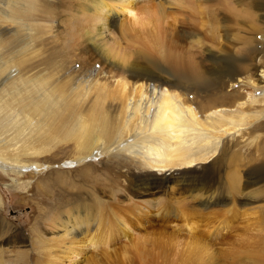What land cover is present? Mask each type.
Returning a JSON list of instances; mask_svg holds the SVG:
<instances>
[{
  "label": "bare ground",
  "instance_id": "bare-ground-1",
  "mask_svg": "<svg viewBox=\"0 0 264 264\" xmlns=\"http://www.w3.org/2000/svg\"><path fill=\"white\" fill-rule=\"evenodd\" d=\"M62 8L75 13L65 24L72 42L80 31L72 48L71 42L55 40L50 45L59 34L54 20ZM80 16L87 24L78 25L75 18ZM223 21L247 28L248 36H236V53L203 47L216 41V28L223 27ZM146 26L149 43L137 38L134 46L133 40H126L137 34L131 33L136 27ZM116 27L123 42L132 44L130 49L123 50L117 38L107 46L106 34L115 35ZM185 31L194 40L188 42ZM151 39L157 49L163 45V52H154ZM183 42L199 47L202 57L196 61L189 46L183 51ZM180 45L187 53L183 59L169 52ZM95 64L100 69L91 74ZM231 91L234 94H228ZM257 91L259 96H253ZM263 122L264 0H0V169L15 178L39 177L46 158L52 164L58 161L52 152L69 149L71 155L61 167L79 166L84 184L74 192L62 188L64 196L49 195L53 201L48 212L34 220L35 227L44 225L50 236L39 231L29 250L14 251L18 261L26 257L24 263L31 264L28 257L35 255L40 258L33 264L40 259L61 264L59 258L45 255L53 247L60 254L59 247L67 242L70 264H76L73 257H80L82 250L109 248L114 234L108 238L106 226L125 228L128 215L148 224L153 218L165 222L180 215L188 232L201 216L208 227L222 219L236 221L242 212L233 204L204 210L223 199L219 179L228 168L225 161L234 160L240 149L233 141L244 129L264 131ZM263 150L257 149V160L246 162L243 180L234 175L229 179L230 196L241 189L243 201H264ZM97 158L105 163V180L86 163ZM66 179L51 173L52 183ZM46 183L37 182L34 199L45 202L40 188L49 191ZM13 188L26 200L29 182ZM2 203L0 195V209ZM256 209L264 213L263 204ZM10 226L0 219V239L10 229L6 243L23 242ZM75 236H88L79 252L71 247ZM151 239H138L131 251L140 254ZM191 247L183 254L190 256ZM258 262L264 264L263 246Z\"/></svg>",
  "mask_w": 264,
  "mask_h": 264
},
{
  "label": "rangeland",
  "instance_id": "rangeland-1",
  "mask_svg": "<svg viewBox=\"0 0 264 264\" xmlns=\"http://www.w3.org/2000/svg\"><path fill=\"white\" fill-rule=\"evenodd\" d=\"M141 3H138V5H141ZM70 5L71 4H69V6ZM74 15L75 13H72L69 9H65V8L61 9V13L60 11L58 12V15L55 17H60V18L59 20H54V22L56 23V25L59 23L56 26L59 34L57 33V35H55L54 37L58 36L59 38L53 37L50 40V45L51 42L52 41L54 42L55 40L59 41V43H64V44L67 42L68 43L71 42V48L74 44L78 43L77 35L79 34L80 31L78 32L76 30L75 34L73 35L74 40L72 42L69 39L70 38L69 37L70 34H68L69 30L65 29L66 22L69 23L68 21H71V19L73 21L74 18L72 16ZM81 18H82L81 16L79 18H75V21L78 22V25L82 26L83 24H87L86 20L84 18L82 19ZM227 22L223 21L221 23L223 27L219 26L218 29L216 28V32H215L216 41L208 45L205 44L206 46H203L204 48L208 46L211 47L213 50L217 51L219 47L220 48L222 47L228 49L232 53H236L237 48L239 46L236 42L237 39L236 36H241V35L248 36V31L246 27L240 28L233 25L231 26V23L228 24L229 22L228 23ZM149 27L150 26L148 27L146 26L143 27V29L142 27H136V29L133 30L131 33H137V34L128 35L126 37V40L128 38H130L129 40H127L129 42L133 40L132 44L134 46L136 45V41L134 40H136L137 38H141L142 40H144L145 44L147 41L149 43L151 38V35L149 34V29H150ZM77 28L79 29L80 27ZM117 30H118L117 27L113 29L115 35L113 36L111 35V37H109V35L107 36L106 34L107 38L105 37L104 40H107L109 42L107 43L106 41L107 46L111 48V44L116 43L115 39L117 38L119 40V41L117 40L118 41L117 43L122 42L121 43L122 45L121 44L120 45L123 50L130 49L132 47L131 46L132 44L130 43L127 44V41L123 42L124 37H122V35ZM195 33L197 34V36L201 37L200 32H195ZM183 34L184 36L185 35L188 36L187 38L188 42H190V40L191 41L194 40L193 38L190 37L189 34L186 33V31ZM257 36H256L257 40L261 39L259 35ZM188 42L187 43L183 42L182 44L183 47H181L182 45H180L178 46V49L177 48L169 49L170 54L177 55L181 59H183L187 56V53L185 52L189 46L191 48H194L192 52V54H194V59L196 61L199 60L202 57L201 56L202 50L199 47L194 46L193 43L191 44ZM151 45L153 47L154 52L161 53L164 50L163 45L159 49H157L159 45L153 39H151ZM180 47L185 52L181 51ZM154 52H152V50L150 51L153 57L154 58L156 57L155 59L159 61L157 57L158 54H154ZM189 55H191V53ZM78 66L79 64H75L74 67L78 68ZM99 69H100V64H95L91 74H95L94 72ZM251 78H253V76H251ZM234 91L236 92L238 91V89L236 88ZM228 94H234V92L231 91L228 92ZM253 96L258 97L259 96L258 91L257 93L254 92ZM242 133H243L242 137L240 135V137L238 136V138H236L237 140L233 141L234 144L236 145L235 148L236 150L240 147V149L237 151V157L234 160L228 157V161L227 160L225 161V165L228 166V168H226L225 172L221 173L219 179L220 182L219 184L223 186L220 187L219 189L223 190V193L226 196L223 194L222 196L223 199L221 200V202L211 204L210 207H207L208 208L207 210H204V212H213L222 208H229V206L231 207L233 204L235 207H237L239 212H242L238 214V219H236V221L232 223L229 222L228 224L225 223L222 219L220 220V223L219 222H216L215 224L212 223L211 227H208L209 221L204 220V218L201 216L200 219H195V221L193 222L196 228L193 231L188 232L187 227L189 226L183 222V219L181 218L180 215L174 217L171 220L168 218V220H165V222L164 221L159 222L155 220V218H153L151 219L153 222L150 224L143 223L141 220L136 221L134 217L128 215L127 220L129 219V223H128L129 226H126L128 231H126L125 229L126 227L124 228L123 226L120 225H114V227L106 226L105 232L108 234V238L109 237L111 238L112 234H114V239H112L113 241L112 240L110 241V245L108 246L109 248L103 249L101 247L99 248L98 251H94L91 248H87V250L85 251L82 250L80 257H73L74 259L75 258L78 259L76 264H258L259 257L261 256L262 246L264 247V213L262 215L260 214L261 217H259L260 215L257 214L255 211H257L256 207L260 206V204L264 205V201L261 202L254 200L243 201L242 197L240 196V193L243 192L241 189L234 196H230L229 186L227 185L229 179L231 180L232 175L237 176L239 179L241 178L243 180L242 173L245 169L246 162L249 159H253V160L258 159L261 153L260 151L258 153L257 149L261 148L262 150L264 148L262 144L264 143V131H256V129H254L253 131L249 132L248 129H244L242 130ZM246 142L250 146H244L242 148L241 145L245 144ZM58 151L59 150H57L55 153L52 152L51 154L55 156L54 158H56L58 161L52 164L51 159L48 160L46 158L44 160L45 164H43L42 167L43 173L39 177L34 176L32 179L27 176L22 177L21 179L15 178L12 175H10V172L0 169V195L3 200L2 207L0 209V219H4L6 220V222H9L11 224L10 228L11 229L13 228L14 230L17 229L21 234V238L23 239V242L6 243V237H8L7 235H10L9 234L10 229L6 228V230L9 229V231H7L5 237L2 240L0 239V250H1L0 264H19V263L21 264L22 262H23L22 264H25L24 262H27L25 260L27 258L24 257L23 258L24 260L22 259L18 261V259H16L18 257V254L14 251L20 249L29 250L30 247L33 246L34 240L38 238L37 234L39 233V231H40L39 234L42 236L45 235L47 237L50 236L48 235L49 233L47 232L48 230H45L46 227L44 225H39L38 228L35 227L34 219L39 218L41 214H43V212L45 213L48 212L47 210L51 206V202L53 201L51 199V196L59 197L66 195L65 191L62 189L66 186H68V188L70 189V190L68 189L67 192L69 191L74 192L75 191L74 189L79 188L80 186H84V184L80 181V177H78L79 173L77 171L80 170L79 166H75V168L74 166H70V168L68 169L64 167L63 169L61 167L64 166L65 161L68 160L66 158L70 157L71 155L69 149H66V151L64 150L59 152ZM99 161H100L99 158H97V159H91V161H87L86 163L87 164L92 163L94 166V168L91 167L94 172L93 174L95 175L99 174L97 175L99 177L103 175L101 176V179L102 178L104 179L105 175L107 174V172L104 170L105 163L103 164V161L98 163ZM49 163L51 164L49 165ZM47 165H48V170L45 169ZM50 167H52V169ZM51 173L60 174L61 177L67 178L66 179L67 182L52 183V181L50 180ZM22 181L29 182V187H30V191H28L27 193L28 197L24 201H22L20 197L16 195L15 193L16 191L13 188L15 183H20ZM37 182H39L41 185L43 184V182H47L45 186H48L49 191L44 193V191H42L40 188V192L42 196V197L40 196V199L44 198L46 203L41 202V200L34 199V193L38 190L36 189L38 187ZM165 197L167 198V195H165ZM204 212L203 214H205ZM231 215L228 217V219L231 218ZM244 219H246V221ZM190 221L191 220H189L188 222ZM230 226L231 227L236 226V227H233L232 230H227V227ZM34 229L37 230V231L35 230V235L32 234V230ZM205 230L207 231L204 232ZM238 231L239 234L236 237H234V235L237 234ZM210 232L214 234H211ZM208 233H210V238L209 239L206 238L205 240L204 235H207ZM238 236L240 238H238ZM87 237L88 236L84 237V239H81L82 237L75 236L74 237L75 239H73L72 242L73 244L71 245V247L75 249L77 252H79L78 246L81 245L83 240H85ZM146 237L153 239H151V242L145 245L144 250H142L143 252L141 251L140 254L138 253L139 255L136 253L134 254V252L131 251V248L133 247L134 243L138 239H143ZM195 240L198 241V244L193 243L196 242ZM64 244H65L64 245L65 249L64 247H59V248H63L61 249L60 254H58L59 250L53 247L52 253L50 251V253H47L45 257L48 258L49 256L50 257L54 256L60 259L61 264H70L71 258L69 256L72 255L71 252L66 250V246H70V245L67 244V242H65ZM194 244L195 246L197 247L199 246V247L194 249L193 248ZM190 246H192L191 248L193 249V251H191L192 254L190 256H186V254H183V251L184 249L188 250ZM111 249L115 250L114 254L110 252ZM124 250L128 252L124 253ZM108 251L110 252V254H107ZM57 255H59V257H57ZM60 256H62V258H60ZM28 258L31 260V264H33V261L39 259L40 256L36 257L35 255H31ZM207 259H209L210 261H208ZM46 262H47L46 260L44 263V261L40 259L38 264H46Z\"/></svg>",
  "mask_w": 264,
  "mask_h": 264
}]
</instances>
